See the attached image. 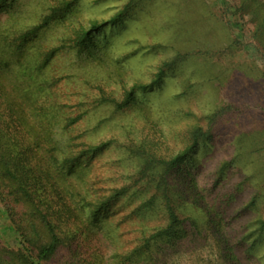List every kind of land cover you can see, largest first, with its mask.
<instances>
[{
	"label": "trees",
	"instance_id": "trees-1",
	"mask_svg": "<svg viewBox=\"0 0 264 264\" xmlns=\"http://www.w3.org/2000/svg\"><path fill=\"white\" fill-rule=\"evenodd\" d=\"M13 1L0 0V13ZM76 1L53 0L31 25L0 21V218L16 242L0 238V264H181L171 258L180 255L182 247L203 244L210 236L217 240L216 255L207 260L199 256L191 264H251L237 254L227 210L210 196L228 162L215 169L214 184L208 188L187 164L199 166L198 154L213 141L217 124L232 113L229 106L204 115L205 124H190L183 146L174 152H164L161 142L143 130L131 136L125 124V140L119 134L101 137L98 130L105 120L87 125L90 108L103 106L113 113L135 108L150 130L162 133L158 112L141 103L137 92L158 87L166 70L191 54L164 59L151 82L137 80L123 88L120 97L99 82L93 106L86 103L93 96L76 90L78 109L70 113V101L56 91L69 75L54 73L55 57L66 48L79 59L103 64L108 45H100L95 31L123 22L143 0H127L111 18L81 26L60 45L39 43L53 23L74 12ZM231 1L233 15H248L246 21L253 23L264 56V0ZM239 43L233 38L228 49L235 51ZM82 125L87 126L81 130ZM110 148L134 161L122 184L112 179L104 185L109 177L92 173L93 159ZM129 194L139 195L141 202L114 225L109 217ZM256 198L242 209L255 205ZM157 205L161 215L154 220L146 212ZM232 214L236 217L237 212ZM125 224L132 230L122 231ZM247 226L254 228L244 239L255 232L261 236L264 215ZM127 233L132 234L123 239Z\"/></svg>",
	"mask_w": 264,
	"mask_h": 264
},
{
	"label": "rangeland",
	"instance_id": "rangeland-1",
	"mask_svg": "<svg viewBox=\"0 0 264 264\" xmlns=\"http://www.w3.org/2000/svg\"><path fill=\"white\" fill-rule=\"evenodd\" d=\"M52 1L15 0L0 13V21H9L17 26L31 25ZM126 2L77 0L74 12L53 23L39 43L45 40L52 45H60L68 34H73L81 26L88 27L93 20H108ZM231 2L143 0L135 5L123 22L104 25L95 31L100 45H108L109 55L107 59L102 56L103 64L79 59L65 48L57 54L52 67L54 73L69 75L59 83L56 91L60 97L70 101L69 111L73 113L79 104L76 90L93 96V99L86 100L88 105H92L97 96L93 95L96 93L94 85L99 82L109 85L107 89L115 90L120 97L123 88H130L137 80L151 82L164 59L177 53L191 54L189 60L167 69L158 87L137 92L141 103L158 112L162 133L150 130L135 108L122 113H113L103 106L90 108L87 125L104 119L98 130L101 137L119 134V138L125 140L128 136L123 128L125 124L131 136L143 130L161 142L164 152H174L183 146L190 124H205L204 115L229 106L232 113L217 124L213 141L200 150L197 157L199 166L191 161L187 164L196 172L201 184L208 188L214 184L215 169L223 161L228 162L210 196L228 212L224 215L227 216L237 254L243 260H250L251 264H264V232L261 236L255 232L248 239L243 238L254 228L247 224L257 215H264V56L255 37L253 23L246 21L248 15L243 18L234 16ZM233 38L240 42L235 51L228 49ZM96 52L101 57V53ZM87 125L79 129L83 130ZM126 157L122 150L110 148L93 159L92 173L109 177L104 185L112 179L122 184L125 182L124 174L132 171L134 166V161ZM254 195L257 197L255 205L243 210ZM140 202L139 195H127L119 201L118 209L109 219L118 225L121 217ZM233 212H237L236 217ZM146 215L159 219V205L147 211ZM120 228L127 232L133 227L125 224ZM127 234L123 239L132 233ZM8 236L0 218V238L9 239L15 245V240ZM199 243L182 247L181 254L171 259L191 264L199 256L207 260L209 255H216L215 237L210 236L205 243ZM209 264L219 263L213 260Z\"/></svg>",
	"mask_w": 264,
	"mask_h": 264
}]
</instances>
